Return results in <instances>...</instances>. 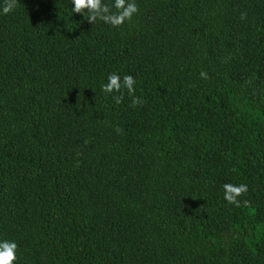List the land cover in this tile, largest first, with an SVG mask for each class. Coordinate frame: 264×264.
Here are the masks:
<instances>
[{
    "label": "trees",
    "instance_id": "16d2710c",
    "mask_svg": "<svg viewBox=\"0 0 264 264\" xmlns=\"http://www.w3.org/2000/svg\"><path fill=\"white\" fill-rule=\"evenodd\" d=\"M0 264H264V0H0Z\"/></svg>",
    "mask_w": 264,
    "mask_h": 264
}]
</instances>
